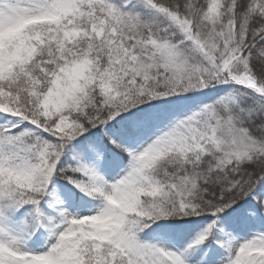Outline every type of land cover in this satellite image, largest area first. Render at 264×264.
<instances>
[{"label": "snow or ice", "instance_id": "obj_1", "mask_svg": "<svg viewBox=\"0 0 264 264\" xmlns=\"http://www.w3.org/2000/svg\"><path fill=\"white\" fill-rule=\"evenodd\" d=\"M0 264H264V0H0Z\"/></svg>", "mask_w": 264, "mask_h": 264}]
</instances>
